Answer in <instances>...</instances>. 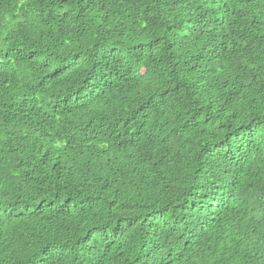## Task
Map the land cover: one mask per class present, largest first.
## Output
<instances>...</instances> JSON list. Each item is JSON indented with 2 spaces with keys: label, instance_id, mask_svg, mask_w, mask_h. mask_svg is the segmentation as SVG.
<instances>
[{
  "label": "trees",
  "instance_id": "obj_1",
  "mask_svg": "<svg viewBox=\"0 0 264 264\" xmlns=\"http://www.w3.org/2000/svg\"><path fill=\"white\" fill-rule=\"evenodd\" d=\"M0 264H264V0H0Z\"/></svg>",
  "mask_w": 264,
  "mask_h": 264
}]
</instances>
